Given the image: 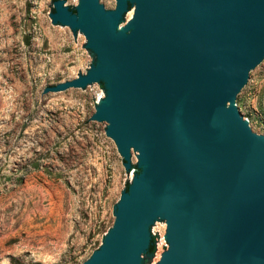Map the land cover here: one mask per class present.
<instances>
[{
	"label": "water",
	"instance_id": "95a60500",
	"mask_svg": "<svg viewBox=\"0 0 264 264\" xmlns=\"http://www.w3.org/2000/svg\"><path fill=\"white\" fill-rule=\"evenodd\" d=\"M52 23L84 35L96 63L44 92L106 94L107 124L133 175L83 264H264V134L237 109L264 66V0L53 1Z\"/></svg>",
	"mask_w": 264,
	"mask_h": 264
},
{
	"label": "rangeland",
	"instance_id": "374dc122",
	"mask_svg": "<svg viewBox=\"0 0 264 264\" xmlns=\"http://www.w3.org/2000/svg\"><path fill=\"white\" fill-rule=\"evenodd\" d=\"M53 1L0 0V264H83L140 172L137 153L127 172L107 124L90 119L105 85L43 91L96 63L82 33L52 23ZM65 4L74 9L78 0ZM237 109L264 134V66ZM163 224L144 264L167 248Z\"/></svg>",
	"mask_w": 264,
	"mask_h": 264
},
{
	"label": "trees",
	"instance_id": "16d2710c",
	"mask_svg": "<svg viewBox=\"0 0 264 264\" xmlns=\"http://www.w3.org/2000/svg\"><path fill=\"white\" fill-rule=\"evenodd\" d=\"M155 252V243L153 237L150 239V244L146 249V253L152 254Z\"/></svg>",
	"mask_w": 264,
	"mask_h": 264
},
{
	"label": "bare ground",
	"instance_id": "6f19581e",
	"mask_svg": "<svg viewBox=\"0 0 264 264\" xmlns=\"http://www.w3.org/2000/svg\"><path fill=\"white\" fill-rule=\"evenodd\" d=\"M164 228H165V224H163Z\"/></svg>",
	"mask_w": 264,
	"mask_h": 264
}]
</instances>
